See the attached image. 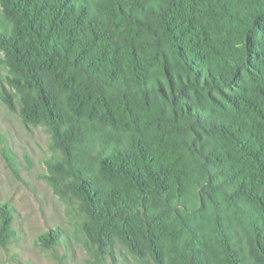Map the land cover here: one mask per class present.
Masks as SVG:
<instances>
[{
  "label": "trees",
  "instance_id": "obj_1",
  "mask_svg": "<svg viewBox=\"0 0 264 264\" xmlns=\"http://www.w3.org/2000/svg\"><path fill=\"white\" fill-rule=\"evenodd\" d=\"M0 51L96 263L264 264V0H0Z\"/></svg>",
  "mask_w": 264,
  "mask_h": 264
},
{
  "label": "rangeland",
  "instance_id": "obj_2",
  "mask_svg": "<svg viewBox=\"0 0 264 264\" xmlns=\"http://www.w3.org/2000/svg\"><path fill=\"white\" fill-rule=\"evenodd\" d=\"M3 59L0 51V207L11 209L14 234L4 244L0 239V264H99L80 229L84 216L77 200L65 187L54 188L50 183L46 166L52 155L50 133L21 122ZM4 149L11 153L17 174ZM55 227L68 234V250L64 244L54 250L39 244L38 237ZM99 259L101 264H111L108 256ZM115 264L140 263L117 246Z\"/></svg>",
  "mask_w": 264,
  "mask_h": 264
}]
</instances>
